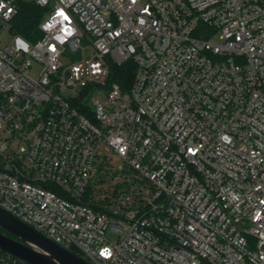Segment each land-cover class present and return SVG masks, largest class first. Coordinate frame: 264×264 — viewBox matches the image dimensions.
I'll return each instance as SVG.
<instances>
[{
  "label": "built area",
  "instance_id": "built-area-1",
  "mask_svg": "<svg viewBox=\"0 0 264 264\" xmlns=\"http://www.w3.org/2000/svg\"><path fill=\"white\" fill-rule=\"evenodd\" d=\"M19 1L0 0V208L89 264H264V0H24L41 38L2 49ZM102 145L129 170L107 197Z\"/></svg>",
  "mask_w": 264,
  "mask_h": 264
},
{
  "label": "water",
  "instance_id": "water-1",
  "mask_svg": "<svg viewBox=\"0 0 264 264\" xmlns=\"http://www.w3.org/2000/svg\"><path fill=\"white\" fill-rule=\"evenodd\" d=\"M0 249L28 264H89L72 247L66 250L0 208Z\"/></svg>",
  "mask_w": 264,
  "mask_h": 264
},
{
  "label": "trees",
  "instance_id": "trees-1",
  "mask_svg": "<svg viewBox=\"0 0 264 264\" xmlns=\"http://www.w3.org/2000/svg\"><path fill=\"white\" fill-rule=\"evenodd\" d=\"M17 6V15L12 20L13 31L29 41L41 38L39 25L47 10L24 0L19 1ZM135 69L132 60L120 66H112L109 83L118 84L124 91H128L133 84Z\"/></svg>",
  "mask_w": 264,
  "mask_h": 264
},
{
  "label": "rangeland",
  "instance_id": "rangeland-1",
  "mask_svg": "<svg viewBox=\"0 0 264 264\" xmlns=\"http://www.w3.org/2000/svg\"><path fill=\"white\" fill-rule=\"evenodd\" d=\"M54 4H55L54 1H52L50 3V8H53ZM15 34L16 33L13 31L12 23H11L9 27L3 32L2 40H1L2 49L6 48L8 45L11 44ZM91 57H92L91 52L88 51L86 53V61L89 62ZM72 59L75 61L79 59V56L74 55ZM40 69H41V66L38 63L34 62L33 67L30 71L31 76L37 77L40 73ZM93 97L101 102H104V97L99 93H95ZM101 155L103 158L106 157L108 159V162L106 164L107 169L105 170V168L99 167L100 168L99 171L105 170L110 173L106 175L103 181L97 184L98 185L97 188L102 190L101 195L103 197H107V196L112 195V193L114 192L115 186H117L118 182H120V180L118 181L117 179L112 177L113 174H116L117 172H119V174L121 175L125 172H128L129 170L125 168L124 170L125 172L120 171L119 168L124 165L123 160L119 158L116 154H114L112 151L108 150L104 145L101 146ZM102 157L99 158V161H98L99 165H100ZM110 237L114 238L113 234H111Z\"/></svg>",
  "mask_w": 264,
  "mask_h": 264
}]
</instances>
